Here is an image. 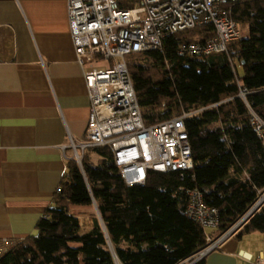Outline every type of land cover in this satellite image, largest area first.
<instances>
[{
	"label": "trees",
	"instance_id": "1",
	"mask_svg": "<svg viewBox=\"0 0 264 264\" xmlns=\"http://www.w3.org/2000/svg\"><path fill=\"white\" fill-rule=\"evenodd\" d=\"M233 16L242 37L227 51L180 53L182 42L209 38L208 25L168 37L163 51L127 56L146 124L165 111L192 113L186 126L194 167L151 170L144 184L130 185L112 150L92 147L82 165L69 160L37 234L2 254L0 264H189L208 235L219 237L249 211L264 193V144L251 115L264 118V0L237 2ZM191 190L220 209L219 229L208 232L187 216ZM248 225L264 231V204Z\"/></svg>",
	"mask_w": 264,
	"mask_h": 264
},
{
	"label": "crops",
	"instance_id": "2",
	"mask_svg": "<svg viewBox=\"0 0 264 264\" xmlns=\"http://www.w3.org/2000/svg\"><path fill=\"white\" fill-rule=\"evenodd\" d=\"M68 1L0 0V256L37 234L86 135L89 68L77 59ZM243 226L206 264H254L242 254L264 251V231Z\"/></svg>",
	"mask_w": 264,
	"mask_h": 264
},
{
	"label": "built area",
	"instance_id": "3",
	"mask_svg": "<svg viewBox=\"0 0 264 264\" xmlns=\"http://www.w3.org/2000/svg\"><path fill=\"white\" fill-rule=\"evenodd\" d=\"M241 1L244 0L68 1L70 28L79 63L92 66L100 59L109 62L106 69L92 68L85 72L91 100L89 123L85 138L72 144L80 165L90 148L109 147L123 178L130 185L144 184L151 170L186 171L194 167L186 126V119L192 113L165 111L160 114L159 122L146 124L127 56L163 51L168 37L208 25L213 26V34L205 41L182 42L180 53L196 56L227 51L229 42L242 37L233 16L234 5ZM248 93L242 89L240 96L246 100ZM251 115L264 144V118L253 109ZM261 195L222 235L215 239L208 235L207 245L194 260L206 257L247 224L264 204V193ZM186 214L205 228L221 227L220 209L207 204L199 190L189 192ZM242 255L254 264H264V251L256 257Z\"/></svg>",
	"mask_w": 264,
	"mask_h": 264
},
{
	"label": "rangeland",
	"instance_id": "4",
	"mask_svg": "<svg viewBox=\"0 0 264 264\" xmlns=\"http://www.w3.org/2000/svg\"><path fill=\"white\" fill-rule=\"evenodd\" d=\"M87 66H88L89 69H92V68L106 69V68L109 67V62L107 60L100 59L98 62H94L92 66L91 65H87ZM240 71L242 72L243 70L240 68ZM261 196L259 197V199L261 198ZM242 227L244 228V226H242ZM242 227L239 228V231L238 232H240L243 229ZM207 231L210 232L211 229L210 228H207ZM218 247H219V245H218ZM215 249H217V248H215ZM215 249H213L208 254L215 252ZM197 256H198V254L194 255L193 258H196Z\"/></svg>",
	"mask_w": 264,
	"mask_h": 264
},
{
	"label": "water",
	"instance_id": "5",
	"mask_svg": "<svg viewBox=\"0 0 264 264\" xmlns=\"http://www.w3.org/2000/svg\"><path fill=\"white\" fill-rule=\"evenodd\" d=\"M194 262H196L195 260H193V261H191L189 264H192V263H194Z\"/></svg>",
	"mask_w": 264,
	"mask_h": 264
}]
</instances>
